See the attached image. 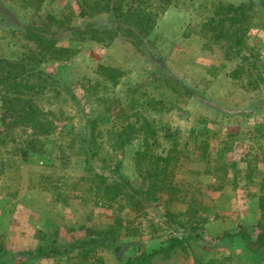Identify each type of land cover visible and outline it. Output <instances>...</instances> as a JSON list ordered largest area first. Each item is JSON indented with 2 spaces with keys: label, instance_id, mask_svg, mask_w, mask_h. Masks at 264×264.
I'll return each instance as SVG.
<instances>
[{
  "label": "rangeland",
  "instance_id": "rangeland-1",
  "mask_svg": "<svg viewBox=\"0 0 264 264\" xmlns=\"http://www.w3.org/2000/svg\"><path fill=\"white\" fill-rule=\"evenodd\" d=\"M96 1L0 0V72L68 51L36 65L49 127L0 120V264H264V0Z\"/></svg>",
  "mask_w": 264,
  "mask_h": 264
},
{
  "label": "trees",
  "instance_id": "trees-1",
  "mask_svg": "<svg viewBox=\"0 0 264 264\" xmlns=\"http://www.w3.org/2000/svg\"><path fill=\"white\" fill-rule=\"evenodd\" d=\"M108 1V0H106ZM105 0L96 1L92 6L89 5V9L91 7L92 10L95 12H100L103 10L102 5ZM107 6V2L104 4ZM168 4L165 3L162 7V10L167 8ZM228 7L230 5H227ZM146 7L142 10H138L137 13L140 12L138 15L137 20L139 22L140 28L143 31L149 32L151 31L157 23V18L159 14H156L152 10H148L150 12L146 13ZM121 9V8H120ZM238 10V8H237ZM84 11V10H83ZM82 12V11H81ZM85 12H82L84 14ZM86 14V13H85ZM29 37H33L31 33H29ZM40 40V38H39ZM45 40V41H44ZM29 53H25V57L22 58L20 61L10 62L9 64H4L1 68L0 72V98L2 99L3 106L1 107V122L3 126H28L32 125L35 130H39V133L44 131L43 128H48V124L42 122L40 120V114H45V112L40 108V106L31 100V97L34 96H41L44 95L47 91L44 89L41 92L37 91L36 89L42 88L43 84H47V87L52 85V81L54 79H46V74L42 70H38L36 65L40 64L42 61L53 59V58H63L66 57V50L62 47L56 45L55 40L49 41L46 37L40 40L39 47L36 49H28ZM108 74V82L112 84L117 83V78L122 74L121 71L116 70L111 67H105L103 74ZM32 79H35L36 82L33 83ZM55 91V90H54ZM59 94V93H58ZM35 133V132H34ZM36 135V133H35ZM30 146L33 150H36V143L34 138L31 139L29 142ZM28 146V148H31ZM28 151H24L23 154L26 155ZM139 158L136 161V168L139 173H147V169L149 167V163L145 166L146 161L149 160L144 157V154L138 153ZM165 162V160H164ZM145 171V172H144ZM179 225L185 226L180 221L178 222ZM196 223L198 220L190 225L189 227L193 229V233L188 235L184 238H178L176 236L170 237L168 243L164 246H160L155 249L152 253L141 254L142 258L150 260L152 257L158 254H166L169 255L171 252H174L175 249L182 247L185 241L192 240L196 241L200 237V233L197 231ZM257 233L256 238L260 247L264 248V227L261 225H257ZM197 231V232H196ZM241 236L243 238L249 237L250 234L246 231L245 228L241 227L236 233H230L228 231L223 232V237L231 239L234 237ZM126 264H134L133 260L128 259Z\"/></svg>",
  "mask_w": 264,
  "mask_h": 264
}]
</instances>
